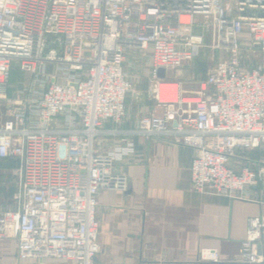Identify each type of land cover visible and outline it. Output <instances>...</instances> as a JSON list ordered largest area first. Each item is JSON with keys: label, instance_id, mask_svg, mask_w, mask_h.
Masks as SVG:
<instances>
[{"label": "built area", "instance_id": "1", "mask_svg": "<svg viewBox=\"0 0 264 264\" xmlns=\"http://www.w3.org/2000/svg\"><path fill=\"white\" fill-rule=\"evenodd\" d=\"M203 49L212 64L184 89L178 72ZM12 69L29 78L10 97ZM143 77L150 103L122 129ZM0 107V159L17 162L0 232L15 231L18 260L95 264L98 195L127 189L120 165L138 140L193 148L194 191L248 199L264 184V155L248 158L264 154V0H0ZM238 259L264 264L261 218L247 219Z\"/></svg>", "mask_w": 264, "mask_h": 264}, {"label": "crops", "instance_id": "2", "mask_svg": "<svg viewBox=\"0 0 264 264\" xmlns=\"http://www.w3.org/2000/svg\"><path fill=\"white\" fill-rule=\"evenodd\" d=\"M14 72L23 74L10 71L5 93L10 97L24 81V74L17 80ZM149 103L127 105V118L119 127L130 128ZM2 112L0 107V121ZM110 142L106 136L97 141L102 151ZM194 153L191 147L163 138L136 142L135 155L120 165L128 177L127 189L102 190L98 195L100 250L95 264H252L238 258L247 219L259 217L264 224V184L248 188V199L194 191L189 171ZM263 155L255 151L248 158ZM16 166L13 159H0V212L16 204ZM208 248L217 250L219 260L197 261L199 250ZM0 264H36L17 259L15 231L6 226L0 232Z\"/></svg>", "mask_w": 264, "mask_h": 264}, {"label": "rangeland", "instance_id": "3", "mask_svg": "<svg viewBox=\"0 0 264 264\" xmlns=\"http://www.w3.org/2000/svg\"><path fill=\"white\" fill-rule=\"evenodd\" d=\"M210 42V39H207V43ZM219 54L218 51H215V58ZM211 55L210 51L208 49H203L200 55L196 58L194 62L193 67H187V70H180L178 72V75H180L182 78L187 79L184 81V89H187L191 86H193V83L189 80L190 77L195 78H202L206 71L207 68L212 64L211 61ZM23 77V74L21 73H15L14 72V79L21 80ZM29 76L27 74L24 75V81H27ZM132 82V88L133 91L129 92L128 97L126 99V104L129 105H136L138 107L145 106L148 103L147 97H146V91H147V86H148V81L146 78H141V79H135L133 78L131 80ZM35 263V262H34ZM43 264H64L61 262H54V261H44L42 262ZM40 264V263H36ZM69 264V263H65Z\"/></svg>", "mask_w": 264, "mask_h": 264}, {"label": "water", "instance_id": "4", "mask_svg": "<svg viewBox=\"0 0 264 264\" xmlns=\"http://www.w3.org/2000/svg\"><path fill=\"white\" fill-rule=\"evenodd\" d=\"M158 77L159 78H163L164 77V70L163 69H159L158 70ZM259 250H260V246L258 245L257 246V252H259ZM187 264H195V263H187Z\"/></svg>", "mask_w": 264, "mask_h": 264}]
</instances>
